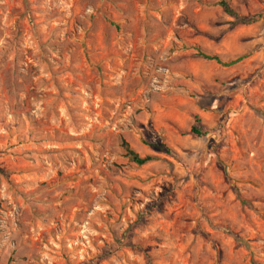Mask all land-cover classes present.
Returning a JSON list of instances; mask_svg holds the SVG:
<instances>
[{
	"label": "rangeland",
	"instance_id": "1",
	"mask_svg": "<svg viewBox=\"0 0 264 264\" xmlns=\"http://www.w3.org/2000/svg\"><path fill=\"white\" fill-rule=\"evenodd\" d=\"M0 264H264V0H0Z\"/></svg>",
	"mask_w": 264,
	"mask_h": 264
},
{
	"label": "trees",
	"instance_id": "2",
	"mask_svg": "<svg viewBox=\"0 0 264 264\" xmlns=\"http://www.w3.org/2000/svg\"><path fill=\"white\" fill-rule=\"evenodd\" d=\"M217 5L223 10L225 14L230 15V16L235 15L232 9L230 8V6L225 1H220ZM254 21L255 20L253 18L252 19L236 18V23H239V24H250V23H253ZM200 57L207 61H215L219 63V60L216 57L206 56L204 54H200ZM240 59L241 58L235 60L234 62H231L230 64L236 63L240 61ZM191 133L197 137H202L204 135V132L201 130V128H198V127H192ZM151 147L159 151H163L164 149L163 145L154 144ZM120 148L122 149L124 153V157L127 158L129 162L133 163L136 166H143L153 160L151 156L140 157L137 153H135L132 149H130L128 144L124 141H121Z\"/></svg>",
	"mask_w": 264,
	"mask_h": 264
}]
</instances>
